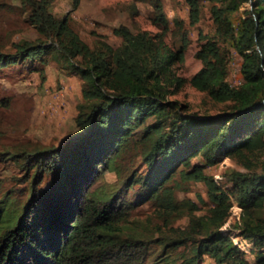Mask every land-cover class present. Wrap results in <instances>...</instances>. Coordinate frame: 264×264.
I'll return each instance as SVG.
<instances>
[{
  "label": "trees",
  "instance_id": "1",
  "mask_svg": "<svg viewBox=\"0 0 264 264\" xmlns=\"http://www.w3.org/2000/svg\"><path fill=\"white\" fill-rule=\"evenodd\" d=\"M51 1L20 0L38 36L0 48V69L50 53L78 75L82 100L75 132L61 144L5 151L24 170L30 192L19 208L11 196L0 200V264H199L205 255L214 264H264V0H204L212 32L202 35L195 51L201 67L188 77L176 72L188 29L178 18L169 23L161 0H151L154 30L121 24L110 51L88 45L67 14L51 12ZM185 1L193 24L199 0ZM247 2L252 7L240 11ZM231 51L237 84L228 79ZM185 82L222 108L198 118L165 98ZM145 134L151 143L139 153L136 141ZM197 154L202 163H191ZM223 154L243 169L207 173L204 165ZM104 166L120 185L93 186ZM45 177L47 186H39ZM189 181L206 187L203 213L177 198ZM143 202L149 210L132 215ZM234 207L239 213L223 230ZM183 216L186 224H175Z\"/></svg>",
  "mask_w": 264,
  "mask_h": 264
},
{
  "label": "rangeland",
  "instance_id": "2",
  "mask_svg": "<svg viewBox=\"0 0 264 264\" xmlns=\"http://www.w3.org/2000/svg\"><path fill=\"white\" fill-rule=\"evenodd\" d=\"M169 23L178 18L188 29L189 45L184 53V60L176 65V72L188 77L201 67V61L195 56L203 34L212 32L210 3L199 0L198 19L190 24L188 4L185 0H161ZM52 0L50 10L53 14L68 15L71 27L90 46H101L110 51L121 40L119 25L123 24L132 31L154 27L149 23L148 16L152 10L151 0ZM252 7L250 2L240 6V11ZM176 30V27H173ZM38 36L22 6L20 0H0V48L9 49L12 44L23 39H34ZM228 79L231 84L239 82L237 57L231 51ZM35 57L31 61H20L0 69V200L11 196L13 206L18 208L26 202L29 195L28 181L24 179V170L14 161L7 159L5 151L17 146L58 145L75 132L74 115L82 100L81 80L71 68L65 66L66 60H55L50 57ZM165 98L185 106L190 115L202 118L204 115L217 112L223 103L213 102L206 93L191 87L186 82L178 90H165ZM172 113L164 117H172ZM150 121L157 122L153 116ZM151 134L143 137L138 135L136 148L139 153L147 150L151 143ZM251 143L248 138L245 145ZM255 152V150L253 151ZM261 153V154H260ZM264 156V149L258 155ZM259 155V156H260ZM191 163H202L199 154L191 158ZM139 167V166H138ZM243 167L234 158L223 154L221 160L204 165L209 174H221L225 169ZM222 188L231 191L232 184L225 178L218 179ZM45 177L39 186H47ZM121 184V179L109 166L100 167L98 178L93 186L107 187ZM184 188L176 189L178 199L189 198L199 205L196 213L206 211V187L201 181H189ZM133 188L126 195L130 197ZM231 194V193H230ZM232 201L235 199L232 196ZM236 203V202H235ZM149 210L148 202L139 203L131 208L132 215L141 212L142 216ZM239 210L231 208V214L222 227L237 217ZM141 217V216H140ZM185 216L176 220L175 224L184 226ZM239 233L234 231L231 236L236 239ZM251 258V254L247 253ZM199 264H214L205 255Z\"/></svg>",
  "mask_w": 264,
  "mask_h": 264
}]
</instances>
